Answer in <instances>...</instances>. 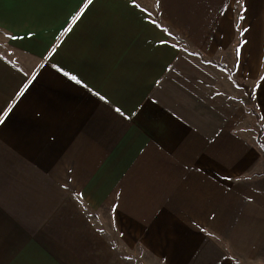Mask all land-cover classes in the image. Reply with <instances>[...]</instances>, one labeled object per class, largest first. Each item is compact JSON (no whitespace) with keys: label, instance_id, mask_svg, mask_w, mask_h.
<instances>
[{"label":"crops","instance_id":"0c3cea01","mask_svg":"<svg viewBox=\"0 0 264 264\" xmlns=\"http://www.w3.org/2000/svg\"><path fill=\"white\" fill-rule=\"evenodd\" d=\"M219 71L264 143V0H0V264H117L113 235L264 264V152Z\"/></svg>","mask_w":264,"mask_h":264},{"label":"rangeland","instance_id":"374dc122","mask_svg":"<svg viewBox=\"0 0 264 264\" xmlns=\"http://www.w3.org/2000/svg\"><path fill=\"white\" fill-rule=\"evenodd\" d=\"M154 0H151V3ZM145 3V2H144ZM177 39V38H176ZM178 41V40H177ZM179 43L181 44V41L179 40ZM184 47V44H181ZM10 58L15 64H17L22 69H30L36 62L26 59H21L18 56H7ZM220 79H219V87L223 89V91H226L227 94L230 95L235 101H240L242 103H245V105L248 107V110L253 115V118L255 119V126L247 125V131L251 133V135L254 133L256 134V141H257V134L260 131V123L259 120L256 119L254 115V106L252 103V99L250 98V91L248 87L245 86L244 83L241 81L236 80V84L232 80V78H228L225 73L222 71H219ZM252 126V127H250ZM107 235H109L107 233ZM109 243L112 246L113 253L116 255V257H113V259L117 262V264H158L156 261H154L151 257H148L147 255H143L140 253L130 255L125 251V249L121 246L119 240L113 235L109 238ZM112 259V261H113Z\"/></svg>","mask_w":264,"mask_h":264},{"label":"trees","instance_id":"16d2710c","mask_svg":"<svg viewBox=\"0 0 264 264\" xmlns=\"http://www.w3.org/2000/svg\"><path fill=\"white\" fill-rule=\"evenodd\" d=\"M177 40L179 41L178 38H177ZM182 43L183 42L181 41V44ZM183 44L186 46V50L189 52V54L199 57L201 62H203L204 64H213L214 63L213 61L205 60L200 53L195 52L193 50H190L188 45H186L185 43H183ZM218 66L221 67L220 65H218ZM233 81H234L235 85H237L236 84L237 83L236 80L233 79ZM250 98L252 99L251 94H250ZM254 115H255L256 119L259 120V116L257 115V113L255 111H254ZM257 143L261 146V148H262V150L264 152V143L261 140V131H259V133L257 134Z\"/></svg>","mask_w":264,"mask_h":264},{"label":"snow or ice","instance_id":"6c2138e0","mask_svg":"<svg viewBox=\"0 0 264 264\" xmlns=\"http://www.w3.org/2000/svg\"><path fill=\"white\" fill-rule=\"evenodd\" d=\"M88 3L91 4L92 3V0H88ZM3 115L6 116L7 115V112H5ZM0 123H3V120L2 119H0Z\"/></svg>","mask_w":264,"mask_h":264}]
</instances>
